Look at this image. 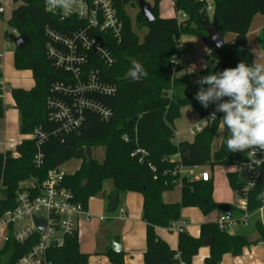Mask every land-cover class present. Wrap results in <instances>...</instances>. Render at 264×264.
Listing matches in <instances>:
<instances>
[{
	"label": "trees",
	"instance_id": "16d2710c",
	"mask_svg": "<svg viewBox=\"0 0 264 264\" xmlns=\"http://www.w3.org/2000/svg\"><path fill=\"white\" fill-rule=\"evenodd\" d=\"M114 1L122 21V34L119 40L111 39L105 43L115 57V63L108 66L95 54H90L86 67L98 69L99 79L115 86L116 91L112 95L97 91L84 94L91 101L90 106L79 105V96L70 90L77 78L71 71L58 66L48 53L53 40L46 30L50 28L70 34L69 26L74 20L62 21L47 11L44 0L21 3L13 10L8 24L19 34H27L30 38L27 45L15 49L14 66L17 70H30L35 80L31 89L13 87L10 90L20 113V134H30L41 127L47 138L41 145L44 161L40 167L34 162L36 139L23 140L18 146V158H14L11 151L0 149V184L14 197L27 179H43L49 170L79 159L82 161L80 168L67 174L63 184L85 208H88L91 197L104 190L108 180L120 194H143V219L147 223L144 264H192L200 249L207 245L204 243L207 237H212L213 242L208 244L210 256L205 259L206 264H221L225 254L239 256L245 247L252 245L248 241L250 235L222 229L217 221L203 223L199 237L192 236L184 228L179 232L178 249L171 248L157 234L156 228L172 227L181 219L185 207H198L204 214H210L221 204L213 196V177L208 181L191 179L180 175V167L214 168L248 161L247 156L228 152L226 129L218 149H213L219 132L216 121L207 124L192 141L176 140V121L186 106L194 108L201 119L206 118L208 108L195 99L200 87L197 81L201 77L236 67L241 61L253 62L248 33L253 18L257 14L264 15V0H213L212 12H208L205 3L199 0H174L176 10L186 14L185 18H163L159 13L162 0L147 1L155 19L148 22L141 12L138 14L135 21L137 29H147L143 38L136 32L132 17L126 10L128 5L138 6V0ZM214 19L219 33L223 36L233 33V38L218 51L210 45L211 53L204 70L177 77L176 72L181 71L182 66L178 64L175 67L172 59L175 54H183L181 37L193 35L202 38L207 35V28ZM10 37L13 39L14 36ZM261 40L264 43V29ZM133 61L140 62L147 73L140 80L128 77ZM2 78L0 68V119L4 118L6 111ZM50 100L64 102L73 113L82 116L77 130L67 133L60 129L59 122L52 117L54 108L49 106ZM95 106L108 109L110 116L104 118ZM184 147L188 156L183 154ZM255 174L257 183L249 192L248 211L250 219L255 222V230L264 240V226L258 214V210L264 207V201L257 198L258 193L264 192V165L255 168ZM227 177L233 189L245 184L242 174L237 171L228 172ZM178 185L181 187V200L165 202L164 193ZM108 208L112 210L110 206ZM231 210L235 219L244 215L234 205H231ZM32 243L21 244L11 238L0 251V264H17ZM105 253L111 264H125L124 251L116 252L109 247ZM48 254L50 264H87L89 260V255L80 249L78 234L67 236L62 245L51 247Z\"/></svg>",
	"mask_w": 264,
	"mask_h": 264
},
{
	"label": "built area",
	"instance_id": "2783aa9c",
	"mask_svg": "<svg viewBox=\"0 0 264 264\" xmlns=\"http://www.w3.org/2000/svg\"><path fill=\"white\" fill-rule=\"evenodd\" d=\"M205 3L208 12L213 11V0H199ZM14 4V8L9 9L8 5ZM47 11L59 16L62 21L74 20L70 23V34L58 33L48 28L46 30L53 43L49 44L48 53L55 63L71 71L77 78L74 86L70 90L79 96L80 106H90L91 101L84 97L88 92L97 91L106 95H112L116 87L102 82L98 77V69H87L90 54H95L99 61L112 66L115 57L108 48L105 41L120 39L122 34V21L119 16L114 0H44ZM24 0L15 2L14 0H0V15L5 17ZM179 18H185L186 14L179 12ZM77 20V21H76ZM15 31V30H14ZM16 32V31H15ZM19 35V34H18ZM2 52H0V57ZM181 55L175 54L172 63L176 67L179 64ZM49 106L54 108L52 117L59 122L60 129L67 133L77 130L82 122V116L73 113L71 107L64 102L50 100ZM104 118L110 116V111L106 108L95 106ZM215 110V104L208 106L207 116L201 119L192 130V135L202 131L204 127L214 122L210 119L211 113ZM223 113L217 112L215 120L219 125V130L225 131L222 119ZM47 138V133L41 127L36 128L30 134L20 135L17 138L6 139L2 146L3 152L11 151L14 158L20 157L18 146L24 139H36L37 152L34 162L41 166L44 161V154L41 145ZM238 155L247 156L245 152H236ZM257 156H264V152H258ZM237 172L245 174V184L241 187V199L238 208L243 211L241 219H235L231 215L222 213L218 218L220 228L231 230L233 227L249 223L251 214L248 211L249 192L253 188L244 192V187L249 182L256 185L255 168L248 167L249 161H237L234 163ZM179 173L191 179H201L208 181L211 179L209 170L201 166L180 167ZM68 172L64 169V164L49 170L46 176L31 177L24 181L12 197L3 184H0V251L3 250L8 241L13 238L17 242L24 244L31 241L32 246L23 254L17 264H50L49 249L56 245H62L67 236L78 234L79 224L83 219L89 217L88 209L82 203L75 200L74 193L67 188L63 182ZM260 221L264 226V207L258 210ZM126 217L124 209L121 210V218ZM36 218L45 221V228L40 230ZM184 223L179 227V231L184 230ZM54 244V245H52Z\"/></svg>",
	"mask_w": 264,
	"mask_h": 264
},
{
	"label": "crops",
	"instance_id": "0c3cea01",
	"mask_svg": "<svg viewBox=\"0 0 264 264\" xmlns=\"http://www.w3.org/2000/svg\"><path fill=\"white\" fill-rule=\"evenodd\" d=\"M159 13L163 18H171L179 15V12L175 8L174 0H162L159 6ZM263 29L264 15L257 14L253 18L248 33V39L252 47V51L254 49L253 45L251 44V34L259 33ZM230 34L231 35L229 37L232 39L234 34ZM185 37H197L202 40V38L199 36L183 35L181 37V43ZM0 52H2L0 60H2V58L4 59L3 64L1 63L0 65L1 72L3 74L1 83L4 85L3 98L5 104L7 105L4 118L0 119V133H4V140L0 141V149L3 150L4 147L2 146V143L6 139L17 138V136H15L16 133H20V113L15 107V100L11 92L10 94L12 99L7 98L6 88H8L9 84L8 77L6 78L4 76V74L7 75V70L5 69V71H3L4 68H6V65L9 66L10 62L13 61L14 64V52L12 55H10V53H8L4 48H1V46ZM209 52L211 53V49ZM259 54L261 55V52H259ZM183 58L184 57L182 54L179 59V64L182 66V70L178 72L181 77L187 73H199V70L196 68L193 60L192 62L183 63ZM253 58L255 59L254 51ZM17 71L25 73L30 72L29 74H31L33 78L32 72L30 70ZM22 76L23 74L16 75L17 78ZM34 86L35 80L34 83H32V85L27 89H31ZM8 107L11 108L10 112H8ZM188 108H191L200 118L198 112L191 106H186L182 109V112ZM194 125L192 124L191 126L183 128L180 131L177 130V141H192L194 136L191 132L195 127ZM228 172L230 171H227L226 174ZM211 176L213 177V175ZM115 190L116 189L113 185V182L108 180L104 184V190L96 196L90 198L87 208L89 217L83 219L79 224L78 237L80 249L83 253L89 255L87 264H111L110 259L105 251L109 247L113 249L112 244L114 241H117L121 243V251L125 252V264H144V253L147 249V223L143 219L144 196L140 192H128L126 194H120L117 209L109 210V199ZM213 196L214 199L219 203H228L238 207L231 202H227L226 200L219 198L215 192ZM163 197L167 203L179 202L181 200V187L178 185L173 190L166 191ZM122 209H124L126 212L125 218H121ZM222 213L223 212L218 209L210 214H204L203 211L198 207H185L182 209V217L178 222H175L170 228L157 227L156 232L164 241L168 243L171 248L178 249L180 232L179 227L182 223L185 225V230L188 231L192 236L199 237L201 225L203 223L217 221ZM251 222L255 224V222L250 219L246 226L239 224L236 228V231L245 229V232L250 235L249 237H252L256 230L254 226L252 228L248 226ZM209 256L210 247L206 245L202 247L199 253L194 257L192 264H206L205 259ZM221 264H264V240H260L257 243L245 247L243 253L239 256L225 254Z\"/></svg>",
	"mask_w": 264,
	"mask_h": 264
},
{
	"label": "clouds",
	"instance_id": "9594fccd",
	"mask_svg": "<svg viewBox=\"0 0 264 264\" xmlns=\"http://www.w3.org/2000/svg\"><path fill=\"white\" fill-rule=\"evenodd\" d=\"M253 51L256 59L251 64L241 61L236 67L201 77L195 99L204 108L215 104L209 118L215 121L217 112L224 114L220 120L227 130L228 152H245L248 167L258 169L264 165V158L257 157L258 152H264V56ZM146 75L143 65L133 61L128 77L140 80ZM249 185L256 187L249 182L244 192ZM257 198L264 201V192L258 193Z\"/></svg>",
	"mask_w": 264,
	"mask_h": 264
},
{
	"label": "rangeland",
	"instance_id": "374dc122",
	"mask_svg": "<svg viewBox=\"0 0 264 264\" xmlns=\"http://www.w3.org/2000/svg\"><path fill=\"white\" fill-rule=\"evenodd\" d=\"M148 2H151L152 0H147ZM9 9L14 8V4L8 5ZM127 12L132 17L134 28L136 32L140 35L141 38H143L144 34L146 33L147 29H137L136 27V18L138 14L140 13L139 7L136 6H130L128 5L126 7ZM10 13L7 12L5 14V17L0 18V46L1 48H4L10 55L15 51L16 47L13 42V39L10 36H16L19 33L15 32L14 29L8 24L7 19L9 18ZM263 30L259 33H252L251 34V44L253 45V49L257 50V52H261V55L264 56V43L261 40ZM8 34V35H6ZM13 34V35H11ZM231 34H225L224 39L225 41L230 40ZM181 48L183 51V63L184 62H192L195 64L196 68H198L199 72L205 69L206 62L210 57V46L206 45L200 38L195 37H185L181 43ZM254 57L256 59V54L254 52ZM4 59L2 58L1 63L3 64ZM7 64V63H6ZM7 70V75L4 74V76L8 77V88H6V94L8 99H12L10 90L13 87H23V88H29L32 83H34V79L32 78L31 74L25 73V72H19L15 69L13 61L10 62L9 66L6 65V68H4L3 71ZM23 74L22 77L17 78L16 75ZM177 77H181V75L176 72ZM207 87V86H205ZM7 107V105H6ZM11 111V108L8 107V112ZM21 121V120H20ZM195 122V123H194ZM201 119L197 116V114L191 109L188 108L182 112V115L179 119L176 121V132L177 130L180 131L183 128H186L188 126H191L192 124L200 123ZM195 126V125H194ZM20 133H16L15 136L20 137ZM223 137V130H219L217 137L213 143V149H218L221 140ZM4 140V133H0V141ZM177 140V139H176ZM82 161L79 159H72L64 164V169L68 172V174H72L76 172L80 166ZM205 169H208L213 175L214 178V192L223 200H226L227 202H231L235 205L240 204L241 199V188L238 187L236 189H233L230 184L227 177L226 172L227 171H236L237 167L235 164H228V165H218L214 168H211L210 166L205 167ZM107 184V183H106ZM259 214V213H258ZM242 226H246L242 224ZM250 228L254 226V223L251 222L248 225ZM235 226L230 231L231 232H237ZM242 232H245V229L240 230Z\"/></svg>",
	"mask_w": 264,
	"mask_h": 264
},
{
	"label": "water",
	"instance_id": "95a60500",
	"mask_svg": "<svg viewBox=\"0 0 264 264\" xmlns=\"http://www.w3.org/2000/svg\"><path fill=\"white\" fill-rule=\"evenodd\" d=\"M26 3H29L31 0H24ZM138 7L140 9V12L142 15L145 16L146 21L148 22H152L155 19V16L151 10V7L149 5V3L147 2V0H138ZM204 43L208 46L213 45L214 49L216 51L222 49L226 43L224 36L221 35L218 31L217 28V20L214 19L213 23L211 24V26H209L207 28V35L202 37ZM30 41L29 35L27 34H19L13 37V42L15 44L16 49H20L22 47H24L25 45H27ZM183 154L185 156H188L189 154L187 153V148L184 147L183 149ZM88 155H90V149H88ZM245 174H242V177H244ZM119 197H120V191L119 190H115L109 199V206L112 210H116L119 204ZM218 209L220 211H222L225 214L231 215L232 210H231V205L228 203H221L218 207ZM36 223L39 227L40 230H43L45 228V221L40 219V218H36ZM262 236L259 233V231H255L254 235L252 237H250L248 239L249 243L254 244L257 243L259 240H261ZM213 242V238L212 237H207L204 239V243L205 244H211ZM54 245V244H52ZM113 250L116 252H120L122 249L121 243L114 241L113 244Z\"/></svg>",
	"mask_w": 264,
	"mask_h": 264
}]
</instances>
